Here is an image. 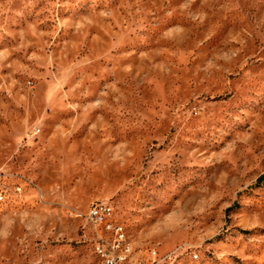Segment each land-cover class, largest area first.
<instances>
[{"label":"rangeland","instance_id":"rangeland-1","mask_svg":"<svg viewBox=\"0 0 264 264\" xmlns=\"http://www.w3.org/2000/svg\"><path fill=\"white\" fill-rule=\"evenodd\" d=\"M263 174L264 0H0V264H264Z\"/></svg>","mask_w":264,"mask_h":264},{"label":"built area","instance_id":"built-area-1","mask_svg":"<svg viewBox=\"0 0 264 264\" xmlns=\"http://www.w3.org/2000/svg\"><path fill=\"white\" fill-rule=\"evenodd\" d=\"M0 175V181H1ZM1 187V184H0ZM21 195L23 189H16ZM7 199V191L0 188V201ZM93 233V251L100 264H160L158 251L151 248L147 261L136 259L130 236L122 234L123 223L115 217L114 209L108 203H97L90 207L87 215H81Z\"/></svg>","mask_w":264,"mask_h":264},{"label":"trees","instance_id":"trees-1","mask_svg":"<svg viewBox=\"0 0 264 264\" xmlns=\"http://www.w3.org/2000/svg\"><path fill=\"white\" fill-rule=\"evenodd\" d=\"M263 183H264V174L261 175V176L255 181V183H254L252 186H260V185L263 184ZM7 200H8V199H6L5 202H7ZM5 202H4V203H5Z\"/></svg>","mask_w":264,"mask_h":264},{"label":"bare ground","instance_id":"bare-ground-1","mask_svg":"<svg viewBox=\"0 0 264 264\" xmlns=\"http://www.w3.org/2000/svg\"><path fill=\"white\" fill-rule=\"evenodd\" d=\"M122 234L124 235V236H127V233H126V231H125V229H124V227L122 226ZM141 261V260H140Z\"/></svg>","mask_w":264,"mask_h":264}]
</instances>
